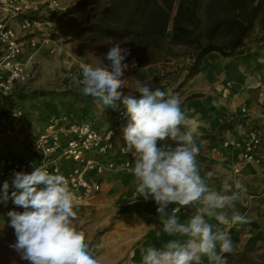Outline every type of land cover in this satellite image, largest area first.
I'll return each instance as SVG.
<instances>
[{
    "label": "clouds",
    "instance_id": "clouds-1",
    "mask_svg": "<svg viewBox=\"0 0 264 264\" xmlns=\"http://www.w3.org/2000/svg\"><path fill=\"white\" fill-rule=\"evenodd\" d=\"M127 42L128 38L112 42L95 66L81 64L82 79L77 85L84 96L106 109L119 110L122 104L127 123L120 150L131 157L128 170L133 176L135 201L153 200L163 218V232L180 237L169 239L162 247L144 248L141 264H203V258L208 264H227L225 254L234 251L230 233L215 228L206 217L221 224L249 223L244 215L229 217L223 211L233 206L239 192L228 195L225 185L221 193L210 187L211 173L201 175L196 159L200 133L190 125L174 93L139 80L136 95L121 91L128 87L125 72L137 66L134 59L125 62L130 50L121 45ZM69 183L63 174L34 162L32 171L14 172L11 184L5 180L0 187V203L6 205L11 199L23 208L7 213L16 237L9 247L28 264H98L89 254L84 234L75 226L78 206ZM232 183L236 190H244L240 180L232 178ZM171 205L177 207L169 211ZM181 207L193 208L184 222L178 215Z\"/></svg>",
    "mask_w": 264,
    "mask_h": 264
},
{
    "label": "rangeland",
    "instance_id": "rangeland-1",
    "mask_svg": "<svg viewBox=\"0 0 264 264\" xmlns=\"http://www.w3.org/2000/svg\"><path fill=\"white\" fill-rule=\"evenodd\" d=\"M27 1L30 3L54 1L57 4L58 11L57 13L46 14V16L48 15L46 19L50 21L54 30H57L55 40L58 42L60 51L53 54L50 48L40 46L34 52L35 56L32 60L30 76L28 82L23 87L24 90L26 88L30 89L26 94L31 93L33 95L34 93H38L40 97H44L43 100L46 103L36 106L38 107V113L36 115L34 113V116L36 117L38 114L37 117L41 121L38 122L37 119L32 118L34 122H32L31 126L33 130H36L40 125L42 126V123L46 121V117L49 114L68 116L69 110L84 109L87 106L85 104H64L63 100L74 95L72 90L80 89L77 81L70 73H72L78 64L88 63L95 66L99 63V58H102L109 51L111 43L86 44L77 40L76 33L86 23L88 10L85 9L77 14L62 16L77 0ZM66 4H68V7L63 9L62 7ZM175 8L176 6L174 7V11ZM13 26L18 30V22H13ZM40 29H42L40 26H35L29 32L32 36L38 37L43 33ZM23 34L24 32L19 31V35ZM255 34L257 33L255 32ZM168 38H170V29L167 31ZM256 43L264 45V41ZM222 59L223 57L218 53L210 55L204 60L202 70L210 69L209 72L213 73V70L220 68L219 66L216 67V61L219 63L222 62ZM188 62V59L179 57L158 63L161 66L160 73L151 81L144 83H150L153 88L162 87L163 90L172 92L174 84L169 80L163 81L164 75L183 67ZM211 62H215V65H211ZM130 69H133L131 76L126 77L125 75V78H131L133 81L131 83L128 82V87L121 90L124 95H128L129 93L133 95L137 94L135 92L137 79L134 77V72H136L134 69L136 68ZM238 73L243 77L240 71ZM156 79H159V81ZM212 88L213 85H211ZM180 89H176L172 93L181 100V104H188L191 100L204 99L203 94L184 93V91L179 93ZM259 99L258 104H264V95ZM117 103L120 102L118 101ZM234 103L244 104L246 101L238 99ZM93 106L95 104H91V107ZM22 128L23 126H21ZM216 139L212 140L213 142H209L207 136L206 139L200 142L202 143V147L205 148L196 158L197 164L201 169V175L206 176L207 173H211L212 177L208 179V183L210 187L221 193H224L225 185L229 189L228 195H232L233 192H239L233 206L223 211L229 217L233 213L244 215L250 222L243 225H231L221 224L214 217H206V219L215 228L227 230L230 233L234 251L227 254V264H264V187L249 188L244 184L245 179L242 175L236 173L237 176H233L228 169H225L223 175L220 176L223 180L221 184L218 181V174H216V170L218 171L216 165L217 158L212 152L214 148L211 149L215 145ZM11 140L12 138L6 137L0 139L3 152L10 155L12 152L9 151V145H11L9 141ZM19 142L23 144L25 141ZM131 175L126 174L109 178V182L112 184V188L109 191L110 194L100 197L97 202L77 204L78 219L75 221V226L78 231L84 234L89 254L97 259L98 264H141L144 248L149 245L162 247L169 239L180 238L175 236L170 237L163 232V218L158 216L157 205L153 200L144 201L141 198L135 201V185L132 183L133 176ZM232 178L238 179L243 183V191L235 189ZM11 191H9V194ZM11 210L22 212L23 208L15 206L11 199L6 205L0 203V264H28L27 261L20 258L15 250L9 247L16 239L14 229L8 224L9 217L7 213ZM169 211L171 210L169 209ZM189 211L178 213L182 222L188 219L193 210ZM203 264H208L207 258H203Z\"/></svg>",
    "mask_w": 264,
    "mask_h": 264
},
{
    "label": "built area",
    "instance_id": "built-area-1",
    "mask_svg": "<svg viewBox=\"0 0 264 264\" xmlns=\"http://www.w3.org/2000/svg\"><path fill=\"white\" fill-rule=\"evenodd\" d=\"M55 12L58 11L54 1L0 0V105L5 99H12V104H5L0 111V139L15 138L19 124L34 112L38 113L34 109L38 104L31 103L40 97L39 94H26L23 87L30 76L32 54L40 46L50 48L53 54L60 51L55 40L57 30L46 19V14ZM13 22H18V30ZM35 26L43 31L38 37L29 32ZM19 31L24 34L19 35ZM80 65L70 73L76 81L82 79ZM241 111L246 113L245 108ZM117 118L112 129H99L90 121L49 114L42 130L20 144L22 155L19 158L4 153L0 145V187L5 180L11 184L14 172L32 171L35 162L47 166L50 172L63 174L70 182L77 204L89 202L101 193L97 176L112 170L129 172L131 157L121 152L116 142L127 120L122 111ZM262 139L264 126L247 131L241 140H226L221 147L240 151L244 163L259 165L264 163V155L260 152ZM175 207L177 205H171L170 210ZM189 210L193 208L181 207L179 213Z\"/></svg>",
    "mask_w": 264,
    "mask_h": 264
},
{
    "label": "trees",
    "instance_id": "trees-1",
    "mask_svg": "<svg viewBox=\"0 0 264 264\" xmlns=\"http://www.w3.org/2000/svg\"><path fill=\"white\" fill-rule=\"evenodd\" d=\"M85 9L87 21L76 33L81 43L128 38L121 46L130 50L125 62L134 59L135 68L188 59L162 79L174 84L172 92L200 72L210 53L236 57L247 43L264 41V0H77L62 16ZM5 104L12 99H5L0 111Z\"/></svg>",
    "mask_w": 264,
    "mask_h": 264
},
{
    "label": "crops",
    "instance_id": "crops-1",
    "mask_svg": "<svg viewBox=\"0 0 264 264\" xmlns=\"http://www.w3.org/2000/svg\"><path fill=\"white\" fill-rule=\"evenodd\" d=\"M67 7L68 4L62 8L65 9ZM252 43L256 42L247 43L244 48L245 51L243 50L241 55L223 58L222 62L219 63L216 61V67L219 66L220 68L213 70V73L209 72L210 69L202 70L203 61L200 72L188 80L179 93L184 91V93H200L204 96L202 100H191L188 104H181V106L189 116L190 125L196 127L200 133L197 140L200 152L205 149L202 147V143H200L201 140L206 139L208 136V141L213 142L212 140L218 138L215 141L216 143H214L215 145L211 148H214L212 152L217 158L216 165L218 171L216 170V174H218V181L221 184L223 183L220 176L223 175L225 169H228L233 176H237L236 173L242 175L245 179L244 184L247 187L259 188L264 187V163L259 165L244 163L241 160L240 151L221 147L222 142L226 140H241L247 131L264 126V104H258L259 98L264 95V45ZM213 54L215 53H210L205 59ZM34 56L35 54H32L31 61ZM210 64L215 65V62H211ZM160 67L158 64H153L143 68H136L134 69L136 70L134 77L141 83L151 81L160 73ZM131 71L133 69L125 72L126 77L131 76ZM238 71L242 73L243 77L239 75ZM132 81L130 78L129 82L131 83ZM211 85H213L212 89ZM24 91L27 92L30 89L26 88ZM72 91L74 95L63 100L64 104H85L87 106L84 109L69 110L68 116L71 119L90 121L99 129H112L116 125L118 113L123 111L122 104L119 110L106 109L92 97L84 96L80 89ZM43 99L44 97H38L31 104H46ZM238 99L244 100L246 103L235 104L234 101L237 102ZM91 104H95V106L91 107ZM242 108L246 109L245 114L242 113ZM37 116L35 117L32 114L31 118H26L19 124L16 137L9 141L11 143L9 145V151L12 152L11 156L19 158L22 155L19 141L28 142L44 127L46 121L42 123V126L40 125L36 130H33L31 124L34 121L32 118L41 122ZM48 117L49 115L46 117V120ZM126 123L123 122L121 131L116 138L118 146L123 143L122 129L126 126ZM21 126H23L22 129ZM260 152L264 155V139H262ZM126 174L131 175L128 171L112 170L107 171L102 176H97L96 179L100 184L101 193L87 203L97 202L100 197L110 194L109 191L112 188V184H110L109 178Z\"/></svg>",
    "mask_w": 264,
    "mask_h": 264
}]
</instances>
